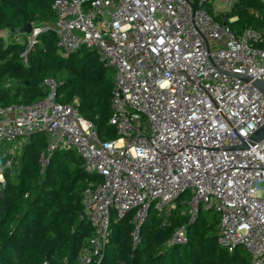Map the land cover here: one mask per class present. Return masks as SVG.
I'll list each match as a JSON object with an SVG mask.
<instances>
[{"label":"built area","instance_id":"built-area-1","mask_svg":"<svg viewBox=\"0 0 264 264\" xmlns=\"http://www.w3.org/2000/svg\"><path fill=\"white\" fill-rule=\"evenodd\" d=\"M206 1L55 0L54 22L34 24L24 41L15 38L26 44V59L39 35L53 28L65 54L94 49L114 72L116 139H101L77 97L59 102L54 79L32 103L0 102V147L14 155L45 132L48 152L73 149L84 170L101 177L82 191L81 217L95 231L80 251L82 264H101L113 212L133 226L136 247L151 205L167 211L182 195L191 221L201 209L215 211L218 243L230 253L241 246L250 264H264V140L230 148L264 124V93L253 84L264 80V29L237 35ZM224 1L228 13L234 0ZM48 162L44 152L42 172ZM186 242L182 226L167 246Z\"/></svg>","mask_w":264,"mask_h":264},{"label":"trees","instance_id":"trees-1","mask_svg":"<svg viewBox=\"0 0 264 264\" xmlns=\"http://www.w3.org/2000/svg\"><path fill=\"white\" fill-rule=\"evenodd\" d=\"M193 1L197 6L199 0ZM214 1L207 0L206 8L235 34L247 28L264 29L262 0H234L228 13H216ZM54 2L0 0V102L32 103L48 94L45 81L54 79L59 102L72 103L77 97L80 113L94 123L101 139H116L118 130L110 122L115 76L96 50L82 47L65 54L52 28L39 35L25 59L26 44L1 34L8 30L21 35L16 29L27 23L54 22ZM230 17L236 18L230 21ZM49 140L45 132L34 134L14 155L7 146L0 147V264H82L80 251L95 232L88 218L81 217L82 191L101 177L86 172L82 157L73 149L48 152ZM44 152L49 162L42 172ZM185 197L167 211L151 205L136 247L133 226L113 212L101 264H250V255L241 246L230 253L218 243L219 214L201 209L191 221L182 202ZM182 226L187 242L167 246Z\"/></svg>","mask_w":264,"mask_h":264},{"label":"water","instance_id":"water-1","mask_svg":"<svg viewBox=\"0 0 264 264\" xmlns=\"http://www.w3.org/2000/svg\"><path fill=\"white\" fill-rule=\"evenodd\" d=\"M16 32L19 34H25L27 36H32L34 32V24L27 23L24 26L16 29ZM237 76L246 82L252 80L250 76H246V75H237ZM253 84L257 86V88H259L264 93V80L256 79L253 81ZM262 140H264V124L260 128H258L249 138L243 140V143L241 145L233 146L230 148L232 149H242L247 147L250 148L252 145Z\"/></svg>","mask_w":264,"mask_h":264},{"label":"rangeland","instance_id":"rangeland-1","mask_svg":"<svg viewBox=\"0 0 264 264\" xmlns=\"http://www.w3.org/2000/svg\"><path fill=\"white\" fill-rule=\"evenodd\" d=\"M214 5V4H213ZM214 7V11L216 12V13H225L226 12V10H227V8L229 7V3L227 2V1H224V0H218L217 2H216V5L215 6H213ZM1 34L4 36V38L6 39V40H8V39H15V38H18V37H21V41H24L25 40V35H22L21 34V36L19 35H13L11 32H9L8 30H4V31H2L1 32ZM1 177V176H0ZM213 212L211 213H209V217H210V219H212L213 218Z\"/></svg>","mask_w":264,"mask_h":264}]
</instances>
